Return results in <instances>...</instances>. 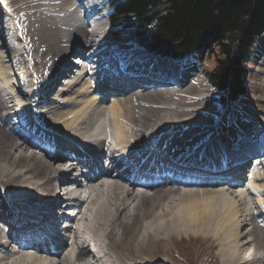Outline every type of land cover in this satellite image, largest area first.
Wrapping results in <instances>:
<instances>
[{
    "label": "bare ground",
    "instance_id": "6f19581e",
    "mask_svg": "<svg viewBox=\"0 0 264 264\" xmlns=\"http://www.w3.org/2000/svg\"><path fill=\"white\" fill-rule=\"evenodd\" d=\"M88 1L83 10L79 0H0V25L16 42L12 55L24 83L17 91L19 79L0 47V185L6 188L0 218L24 238L14 253L12 236L4 235L0 264H191L180 256L175 263L172 253L184 238L191 246V236L200 234L204 246L189 248L197 251L195 264H264V152L240 166L264 139V116L257 115L263 108L247 121L256 128L253 138L242 135L226 147L224 136L208 134L215 118L207 96L192 93L195 82L187 74L178 69V82L152 84L158 74L170 77V59L142 52L133 57L125 53L132 49L118 48L125 54L122 69L108 71L101 51L109 36L102 35L100 7ZM10 6L15 14L2 16ZM11 15L19 23L26 62ZM37 15L55 17L56 24L40 18L36 37L31 25ZM68 55L76 57L77 74ZM106 76L117 82L110 89L102 86ZM18 109L37 122L40 140L14 120ZM72 144L77 150L69 152ZM80 154L97 168L85 190L76 177L89 169L74 161ZM172 154L178 157L169 163L154 161ZM121 158L144 167L127 174ZM151 165L171 180L151 182ZM244 182L243 195L238 190ZM42 221H53L61 234L50 246L34 248L46 241L34 231Z\"/></svg>",
    "mask_w": 264,
    "mask_h": 264
},
{
    "label": "trees",
    "instance_id": "16d2710c",
    "mask_svg": "<svg viewBox=\"0 0 264 264\" xmlns=\"http://www.w3.org/2000/svg\"><path fill=\"white\" fill-rule=\"evenodd\" d=\"M115 35L132 28L137 47L184 60L216 56L206 72L222 102L247 92L253 47L264 34V0H106Z\"/></svg>",
    "mask_w": 264,
    "mask_h": 264
},
{
    "label": "rangeland",
    "instance_id": "374dc122",
    "mask_svg": "<svg viewBox=\"0 0 264 264\" xmlns=\"http://www.w3.org/2000/svg\"><path fill=\"white\" fill-rule=\"evenodd\" d=\"M93 2H98L103 5V8H100V10L98 9V13L102 17L101 20L104 22V25L106 24L110 29H112V27L106 21V15H105L106 5H105L104 0H94ZM8 9L3 11V13L4 12L5 13L4 14L1 13V15L4 16L8 13H13V12L15 14V10L14 11L12 10L13 9L12 6L8 7ZM37 16L38 17L35 18L36 19L35 23L31 25L33 29L32 33H35L36 37L38 35H41V32L36 33L37 31L36 28L38 27L40 18H43V20L47 23L49 22L51 24L53 23L56 24L55 17L54 18L47 17V16L40 17V15H37ZM15 20L16 19H14V17L11 15V20L9 21V25L11 23L10 26L11 28L13 27L12 28L13 33L15 37L18 39L17 42L19 43V47H20L19 51L21 53V57L24 60V62H26L28 61V59L26 58V56H24L25 55L24 52L21 51V44H22L21 36L22 35L18 31V27H17L18 26L17 24L19 23L17 22L16 24ZM102 35L104 36V38L109 36L107 33L106 26L103 30ZM257 40L258 41L255 43L253 47L251 58L249 62H247L248 71L245 75L247 92L240 99H238L235 103L229 104L226 107L221 103L220 91L212 87V85L209 83L208 78L206 76V72L216 64L215 55H209L205 57L204 59H198L197 57H191L190 59L184 60L182 62L181 65L183 66V68L178 66L179 69H182L183 73L187 74V79L189 80V82L191 81L195 82V86L192 87L191 89L192 93L195 91L196 92L199 91V92H203L205 94V97L207 96L206 97L207 103L205 102V105L207 108H209L212 111L210 115L214 116L215 118V119H211V120H214L213 126L210 129L209 127H207V130L209 131L208 134L209 135L214 134L213 131L216 132V130L219 129L218 134H221L222 136L225 137L227 141H229V142H224L226 144L225 145L226 147H232L233 144L230 140L232 139V140L238 141L240 140L241 138L240 136L242 135L243 136L246 135L248 138L252 139L253 136L257 133L256 128L255 129L253 127H252L253 129L248 128L247 121L252 119V115H255L254 113H257L255 112L256 109L258 110L260 108L259 110L262 111V108H263V111H264V96H263L264 95V34L260 36ZM114 42L117 44L118 48H121V49H125V50L136 49V46L134 43V31L132 28L123 30L122 33L117 38H115ZM70 56L71 58L74 57V55H70ZM71 63H72V59H71ZM42 75H44V73ZM174 87L175 86H173L171 89H174ZM188 94L189 93H187V96ZM256 96H259L261 101L255 102L254 98ZM258 102H261V104H258ZM260 114L264 116V112L257 113V115H260ZM262 134H263L262 136L264 137V132H262ZM207 138H208V135H207ZM256 142L258 141L253 140V145L256 146ZM244 187H245V182L238 190L239 192L243 193V195H244ZM5 192H6V188L3 185H0V195L5 194ZM0 206L5 207V201L2 196H0ZM193 236L194 235L191 236L192 241H193L191 246H188L186 244L187 238H184L183 244L185 245L183 246V244H181V247L174 249L176 252H173L172 254H175L174 255L175 257L173 259L175 263L178 262L177 258L180 256V258L185 257L184 259L188 263L195 264L194 259H195V253L197 251L190 250L189 248L193 246H196V247L202 246V245L204 246V243H203L204 236L201 234L194 236L195 238Z\"/></svg>",
    "mask_w": 264,
    "mask_h": 264
},
{
    "label": "water",
    "instance_id": "95a60500",
    "mask_svg": "<svg viewBox=\"0 0 264 264\" xmlns=\"http://www.w3.org/2000/svg\"><path fill=\"white\" fill-rule=\"evenodd\" d=\"M219 130V129H218ZM218 130H216V132H214V134H217L218 133Z\"/></svg>",
    "mask_w": 264,
    "mask_h": 264
}]
</instances>
